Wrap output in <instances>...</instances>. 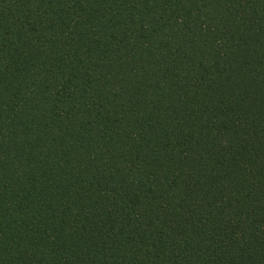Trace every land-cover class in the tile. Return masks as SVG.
Returning a JSON list of instances; mask_svg holds the SVG:
<instances>
[{
	"label": "trees",
	"instance_id": "1",
	"mask_svg": "<svg viewBox=\"0 0 264 264\" xmlns=\"http://www.w3.org/2000/svg\"><path fill=\"white\" fill-rule=\"evenodd\" d=\"M0 264H264V0H0Z\"/></svg>",
	"mask_w": 264,
	"mask_h": 264
}]
</instances>
